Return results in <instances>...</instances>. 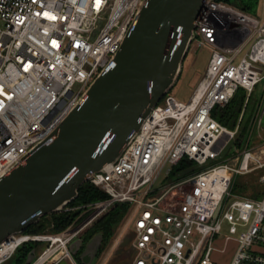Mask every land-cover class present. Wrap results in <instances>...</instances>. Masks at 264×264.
I'll return each mask as SVG.
<instances>
[{"label": "built area", "instance_id": "1", "mask_svg": "<svg viewBox=\"0 0 264 264\" xmlns=\"http://www.w3.org/2000/svg\"><path fill=\"white\" fill-rule=\"evenodd\" d=\"M146 1L0 0V180L55 138L88 87L112 65ZM261 3V13L253 15L224 1H203L189 47H206L210 57L196 89L187 101L166 93L117 158L86 177L106 197L70 202L60 211L77 215L62 233V258L73 257L66 244L122 204L131 264H222L213 256L223 255L230 241L236 248L226 264H264V189L258 198L231 192L237 175L259 172L264 185V150L249 148L248 139L236 166L208 164L220 156L222 138L234 140L257 85L262 93L251 123L258 115L260 125L264 117ZM239 88L247 94L244 108L229 130L211 113ZM193 163L205 166L181 175ZM218 172L222 184L215 181ZM19 236L29 238L20 245L41 241Z\"/></svg>", "mask_w": 264, "mask_h": 264}, {"label": "water", "instance_id": "2", "mask_svg": "<svg viewBox=\"0 0 264 264\" xmlns=\"http://www.w3.org/2000/svg\"><path fill=\"white\" fill-rule=\"evenodd\" d=\"M203 1L145 2L135 30L124 39L112 65L88 87L55 138L0 180V244L23 234L43 216L62 211L89 174L117 158L178 79ZM102 241V233H96L86 242L80 264L94 263ZM82 242L76 239L69 245L74 258ZM29 257L24 264H30Z\"/></svg>", "mask_w": 264, "mask_h": 264}, {"label": "rangeland", "instance_id": "3", "mask_svg": "<svg viewBox=\"0 0 264 264\" xmlns=\"http://www.w3.org/2000/svg\"><path fill=\"white\" fill-rule=\"evenodd\" d=\"M260 13H261V4L260 7L258 8L257 14L259 15ZM1 25L2 24L0 23V27ZM209 57H210V50L208 48L205 47L202 49H197L195 47H189L186 57L182 63L180 75L176 80L174 86L171 88L170 94L174 95L177 100L187 101L192 95L193 91L196 89L198 82L202 78ZM261 93H262V86L257 85L250 97V100L246 108L244 109L242 124L234 140L226 137L222 138L218 144L219 148L223 147L221 154L216 160H209L208 162L209 165L215 164L217 162H224L230 164L232 167L236 166L241 158L239 154L244 149L248 139H249L248 141L249 148H254V150L256 151L264 150V117L262 118L260 124L261 126L258 125L257 123L258 115L256 117V120L251 123L254 113L256 111L255 110L256 104L259 100V96L261 95ZM161 104H163V102H161ZM239 139L242 140L240 141V144H238ZM204 166H199L193 163L191 167L189 168L184 167L185 169L180 170V173L181 175H187L189 172L201 170L202 168H204ZM258 174L259 172H252L245 175H237L233 179L231 192L237 195L244 194L245 196L252 197L251 194L253 192L262 191L264 189V185L261 186L260 184H258ZM171 178L174 179V175H172ZM60 214L61 213L59 214L52 213L43 216L39 221L41 222L42 220L46 221V219H48V221L47 224L46 223L43 224L44 225L43 228L37 234L23 233L21 235H30V236L32 235V236H38L40 238L49 235L50 236L62 235L63 231L66 228L61 231H55V225H52L53 223H55V221L53 220L54 217H59ZM75 219L73 221H75ZM80 221L81 220H78L77 223H79ZM70 225L71 224H69L67 227H69ZM88 240L85 241V238L83 239L80 252L81 250H83ZM131 242H132V236L128 231L123 230V221L121 220L117 225H115V232L113 237H111L108 243H104L100 246L99 250L96 253V258L93 264H131L133 257ZM61 243L62 242H58L57 244L54 245L46 240H41V241L30 240V242H26L20 245L15 251L14 255L8 258V260H6L3 264H24L27 257L30 256L29 254L25 256L26 251L28 250V249L26 250L25 248L28 247L32 248V246H34L35 248V254H33L32 257H29V259L31 260L30 264H35L41 256H44L43 255L44 252L46 253L48 249L52 251L55 250L54 253L51 256H49V258L44 263H42V264H47L54 257H57V255L62 251L64 245L62 246ZM70 244L71 242H69V244H66V248L68 250ZM235 246L236 244L233 241H230L223 255L214 254L213 256L214 261H218L222 264L228 263L234 249L236 248ZM21 247H25L24 251L18 250ZM80 252L77 253L75 258L72 257L75 264H80V261L78 259Z\"/></svg>", "mask_w": 264, "mask_h": 264}, {"label": "trees", "instance_id": "4", "mask_svg": "<svg viewBox=\"0 0 264 264\" xmlns=\"http://www.w3.org/2000/svg\"><path fill=\"white\" fill-rule=\"evenodd\" d=\"M227 2L234 7L243 10L245 12L256 15L258 13V8L260 7L261 0H220ZM246 92L244 89L239 88L233 95L232 99L229 103L223 108L216 107L213 109L211 115L217 120L221 125L226 127L229 130H233L235 128L239 115L242 111ZM240 140L238 144H240ZM244 190V188H243ZM257 191V190H256ZM244 195V194H241ZM260 192H253L251 194V198L260 197ZM245 196V195H244ZM106 197L102 192L96 189L94 186L84 183L78 190V196L71 201V206H77L85 203H90L96 201L98 199H102ZM127 211V207L122 204L115 205L112 207L109 212L100 217L96 222H94L93 226L88 232L87 239L91 238L96 233H102L103 235V243H108V241L113 237L115 232V225H117L125 216ZM57 216V215H56ZM75 213L62 212L59 217H54L55 223V231H61L67 228L69 224L76 218ZM41 220V219H40ZM48 219L46 221L42 220L38 221L36 224L31 225L24 233L26 234H37L43 228V224H47ZM42 223V224H41ZM114 230V232H113ZM25 247H21L18 250L24 251ZM27 250V248H25ZM27 252V251H26Z\"/></svg>", "mask_w": 264, "mask_h": 264}, {"label": "bare ground", "instance_id": "5", "mask_svg": "<svg viewBox=\"0 0 264 264\" xmlns=\"http://www.w3.org/2000/svg\"><path fill=\"white\" fill-rule=\"evenodd\" d=\"M218 180H221V181H218ZM224 180H225V177L223 176L222 173H220V172L216 173V176H215V181L216 182L218 181L220 184H222V181H224ZM59 213L60 212H57L56 214H59ZM28 239L26 237H24V236L16 235V237L13 236L9 240H7L6 242H4L2 245H0V260L5 255L11 254L21 243H23L24 241H26ZM40 239L41 240L49 241V242H51L54 245L57 244L58 242H62L61 243L62 246L64 244V242H63L64 240L62 238V235H55V236H50L49 235V236H46V237H42ZM54 251L48 249L46 251V253L44 252V254H43L44 256H41L35 264H42V263H44L49 258V256H51L54 253ZM62 251H65L64 247H63Z\"/></svg>", "mask_w": 264, "mask_h": 264}, {"label": "flooded vegetation", "instance_id": "6", "mask_svg": "<svg viewBox=\"0 0 264 264\" xmlns=\"http://www.w3.org/2000/svg\"><path fill=\"white\" fill-rule=\"evenodd\" d=\"M97 221V220H96ZM95 221V222H96ZM94 224V223H93ZM93 225H91V227H92ZM91 227H88L87 229H85V230H83L82 232H80L73 240H72V242H74L76 239H81V238H85V241L86 240H88L87 239V236H88V232H89V230L91 229ZM71 242V243H72ZM105 243V242H104ZM31 244H34V243H31ZM28 250V252H26V254H25V256H27V254H29L30 255V257H32L33 256V254H35V248H34V246H32V248L30 247H28L27 248ZM82 251V250H81ZM80 252V250L78 251V253ZM81 253V252H80ZM24 259H25V257H24Z\"/></svg>", "mask_w": 264, "mask_h": 264}, {"label": "crops", "instance_id": "7", "mask_svg": "<svg viewBox=\"0 0 264 264\" xmlns=\"http://www.w3.org/2000/svg\"><path fill=\"white\" fill-rule=\"evenodd\" d=\"M55 264H75V263L72 259L64 257V258H60V260L57 261Z\"/></svg>", "mask_w": 264, "mask_h": 264}]
</instances>
